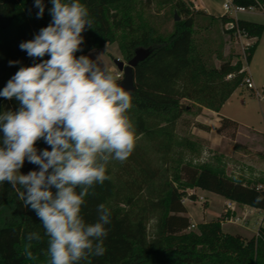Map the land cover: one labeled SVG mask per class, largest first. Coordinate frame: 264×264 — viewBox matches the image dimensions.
<instances>
[{"label": "trees", "instance_id": "1", "mask_svg": "<svg viewBox=\"0 0 264 264\" xmlns=\"http://www.w3.org/2000/svg\"><path fill=\"white\" fill-rule=\"evenodd\" d=\"M171 1L174 2L173 27L169 32H162L126 13L133 11L137 0H80L89 10L93 28L86 26L81 34L84 38L81 50L76 53L77 57L88 56L91 50L118 42L129 62L136 50H150V56L135 69L136 90L131 95L133 106L129 116L134 118L137 136L161 138L158 147L166 152L173 142L177 122L184 113L191 112V106H185L183 100L190 101L199 110L220 112L247 75L240 73L243 63L239 56L224 60L220 55L219 67L206 61L195 42L196 19L204 12L191 10L184 0ZM43 3L44 14L38 18L35 0H0V91L21 67L50 58L47 55L29 57L20 48L22 42L34 39L52 22V2L43 0ZM233 3L264 11V0H233ZM209 18L223 24L234 21L228 16L209 15ZM235 22L242 34L256 39L247 51L249 64L264 33V24L241 19ZM233 32L227 31L231 41ZM10 61L16 63L10 64ZM19 107L15 98L0 96V113L17 111ZM162 124L165 126L161 127ZM228 127L237 129L238 124L223 118L217 132L221 134ZM2 136L0 130V139ZM44 142L37 141L38 152ZM112 163L107 169L110 179L95 186L94 194L85 198L81 211L85 222L91 224L98 220L99 204L111 210V223L105 225L108 229L104 240L106 251L80 264H264V229L246 239L225 233L221 221L216 220L201 223L197 230L189 231L192 223L183 202L188 197L187 190L198 188L264 211V189H258V185L227 176L226 169L219 164H186L176 168L169 178L139 146H135L125 162L115 167ZM26 168L27 160L20 170ZM125 174L129 179H124ZM258 197L262 198L259 203ZM190 198L196 200L195 195ZM152 220H156V227L149 236L148 225ZM33 231L43 237L32 248L38 257L36 261L22 254L24 238ZM47 247L48 237L35 211L18 200L10 184L0 183V264H47Z\"/></svg>", "mask_w": 264, "mask_h": 264}, {"label": "clouds", "instance_id": "2", "mask_svg": "<svg viewBox=\"0 0 264 264\" xmlns=\"http://www.w3.org/2000/svg\"><path fill=\"white\" fill-rule=\"evenodd\" d=\"M51 2L52 22L20 44L29 57L50 58L21 67L0 91L20 104L17 111L0 113V183L10 184L18 200L35 211L48 237L47 264H80L104 255L105 225L111 223V210L103 203L97 222L86 223L81 215L85 198L110 179L111 161L127 160L137 133L129 116L132 96L118 83L119 76L101 56L95 61L76 56L82 32L93 28L87 6L80 0ZM35 7L42 17L43 0H35ZM41 139L51 150L38 153ZM25 160L39 165V171L22 174ZM42 239L37 231L27 233L26 259H38L32 248Z\"/></svg>", "mask_w": 264, "mask_h": 264}, {"label": "rangeland", "instance_id": "3", "mask_svg": "<svg viewBox=\"0 0 264 264\" xmlns=\"http://www.w3.org/2000/svg\"><path fill=\"white\" fill-rule=\"evenodd\" d=\"M184 1L190 5L191 10L204 12V15L198 16L196 19L195 42L206 61L213 62L217 67H219L222 63L220 55H222V59L224 60H228L230 56H244L245 45L241 42L235 43L234 41H231L225 30L224 24L220 20H211L209 18V14L201 8V4H199L197 0ZM222 1L223 0L214 1L217 4V7L213 10L214 14H219L221 12L220 5ZM173 4L174 2L171 0H137L133 11H126V13L132 14V16L135 18L143 19L145 22H147V24L154 26L162 32H169L172 30L174 22L172 19ZM119 12L123 13L121 10H119ZM217 17H221V15ZM236 17L241 20L264 24L263 10L239 13ZM99 56H101L100 59L104 63L114 70V72L119 76V80H121L123 78V73L117 69L115 60L120 59L125 64H127L128 61L122 54L120 44L118 42L107 43L103 48L94 49L88 53V57L94 61L97 60ZM235 62L236 60H234V63ZM243 66L247 68V64L245 62H243ZM261 75L264 83V72ZM256 88L261 89L259 86ZM248 94L249 90L246 86L245 88H243V86L239 87L236 95L228 104L227 110L230 109L234 115L241 114L242 116L246 117L251 128L264 133V109H261L258 106V104H260L259 100L253 95V99L256 100L257 103L254 102L252 104L253 106L251 105L243 107V100L245 98H250ZM182 103L185 106H191V112L184 113L182 118L177 122L173 130V142L167 152L166 150H161L158 147L161 138H157L155 140L142 135L137 136L136 146H139L145 151L147 157L151 160L155 167L161 168V170L170 178L173 176L174 172H176V168H181L186 164H219V166H222L226 169L225 163L227 159L228 163L231 165L230 168H233V170H228L232 177H239L241 174H243L248 176L251 182H255L253 180L257 178L264 180V171L259 169L264 168V166H262V164L264 165V150L258 153L256 151L257 145L264 147V137L261 136L262 139L256 140L252 143H245V141L242 139L237 141V135L235 134L237 131L245 135L247 132L244 130H239L238 128L236 129L233 127H228L220 134L224 140L223 153L221 152V148L212 149L208 141H204L196 135L198 130L204 126L205 121L209 119V116L202 113L203 109L199 110L198 108L194 107L190 101L183 100ZM260 105L263 106L264 104ZM6 107H9V104H6ZM130 119L132 120L135 127L134 118L130 117ZM154 123L158 124L156 121ZM164 126L165 124L161 125V127ZM249 133L250 135L254 134L253 132ZM241 147L244 148V150H239ZM250 147L253 148V151L249 150ZM231 149H234L235 153H233L231 157L226 158L224 155L226 150L230 151ZM241 151H246L249 153L253 152L254 155H256V157H254L255 165H252V161H250V166L243 162L244 158L239 155ZM119 163L120 162L113 160L112 165L115 167ZM259 165L261 167H259ZM241 166L247 168H242ZM20 171L22 174L25 172L23 170ZM124 179L127 180L129 177H127L125 174ZM191 192L194 193L193 189L187 190V194ZM201 194L204 195V197H207V201L209 202L210 206L207 202H205L204 197V201L199 199L202 196H195L196 200H185V203L188 205L189 211L194 218V222H191L198 226L204 221L211 222L220 220L222 225L224 223L223 215L226 212L227 207L226 205L223 209V215L217 217L222 209V197L214 193H211L210 195V192L207 191ZM208 207H210L209 211L207 212L206 218H204L203 208L207 209ZM256 222L257 220L251 217L249 221V228H256ZM155 227L156 220L150 221L148 225L149 236L154 234ZM195 230H197V228Z\"/></svg>", "mask_w": 264, "mask_h": 264}, {"label": "crops", "instance_id": "4", "mask_svg": "<svg viewBox=\"0 0 264 264\" xmlns=\"http://www.w3.org/2000/svg\"><path fill=\"white\" fill-rule=\"evenodd\" d=\"M199 4H201V8L204 9V11H206V13H208L209 15H214V16H220L223 11H222V4L224 2V0L222 1L221 5H220V9L221 12L219 14H214L213 10L217 7V4L214 2L215 0H197ZM238 18V17H237ZM264 72V33L261 37V39L259 40L258 43V47L252 57L251 62L247 65V75L252 79L255 87L259 86L260 88H264V83H263V79H262V73ZM243 88H245L244 85H242ZM249 90V89H248ZM238 89L232 94V96L230 97V99L223 105V107L221 108L220 112H215L206 108H203V112L204 114L209 116V119H207L205 121L204 126H202V128H200L198 130V133L196 134L197 137H199L200 139H203L204 141H208L209 145L212 149H222L221 152L223 153V149H224V140L223 137L217 132V130L221 127L222 125V119L223 118H227L229 120H232L234 122H236L238 124V129L239 130H244L247 132V134H242L241 132H236L235 134L237 135V141L239 139H242L245 141V143H252L256 140L262 139V137H264V133L259 132L253 128H251L249 121L246 119V117L242 116L241 114H237L234 115L231 110H227V106L230 103V101H232L233 97L236 95ZM248 96H250V98L248 99H244L243 100V107H247V106H251L254 102H256V100L253 99V93L251 90H249V94ZM260 104H264L262 102L259 101ZM258 104V106L261 109H264V105H260ZM257 105V104H256ZM253 106V105H252ZM196 129V128H195ZM249 132H253L254 134L250 135ZM262 136V137H261ZM264 140V138H263ZM237 143V142H235ZM257 153L260 151L264 150L263 146L257 145ZM239 150H244V148H240ZM250 151H253V148H249ZM235 153L234 149L226 150V153L224 154L226 158H229L232 156V154ZM240 156H242L244 158L243 162L247 163V165L250 166V161H252V165L254 164V157H256V155H254V153H249L246 151H241L239 153ZM226 174L227 176L231 177V178H243L245 180L246 184L249 185H260V184H264V180H260L259 178L254 179L253 181L255 182H251L250 178H248V176L241 174V176L239 177H232L228 170L233 168H230V163H228V160L226 159ZM262 166H264L262 164ZM242 168H247L244 166H241ZM259 167H261L259 165ZM262 171H264V168H259ZM256 177V176H255ZM259 177V176H258ZM195 196H202L204 197V195H202L201 193H205V191L195 188L193 189ZM211 195V193H210ZM205 198V202H207L209 204V202L207 201V197ZM223 199V204H222V209L220 214L217 216L219 217L220 215H223V209L225 208L226 205L232 203L234 204V208H235V213L233 214V216L235 218H238L236 224L235 223H230V222H224L222 224V228L224 229L225 233L231 234V235H240L243 238H248L251 239L254 236H257L259 233V229L262 228L264 229V211H261L259 209H255L249 206H245V205H240L238 203L229 201L227 199ZM185 207L187 208V216L190 218V221L194 222V218L192 216V214L189 211V207L186 203H184ZM210 206V204H209ZM208 207L207 209L203 208L204 211V218H206L207 216V212L209 211ZM231 214H228V217H230ZM253 217L257 220L256 222V228H249V221L250 218ZM209 221H204L203 223H206ZM192 223V222H191Z\"/></svg>", "mask_w": 264, "mask_h": 264}, {"label": "built area", "instance_id": "5", "mask_svg": "<svg viewBox=\"0 0 264 264\" xmlns=\"http://www.w3.org/2000/svg\"><path fill=\"white\" fill-rule=\"evenodd\" d=\"M256 10H257L256 8L247 9L245 7L236 6V5H234L233 0H224V2L222 4L223 13L221 14V17L222 16H228V17L234 19V21H229V22L224 24L225 30H226V32L230 31V30H234V32H233L234 40L233 41L235 43L241 42L245 45V47H244L245 53H244V56H241V61H242V63L245 62L246 64H247V51L256 42V39L248 38L244 34H242L240 32V30L237 28L235 21L238 20V18L236 17L237 14L255 12ZM242 72L247 73V68L243 66L240 73H242ZM231 77L232 76H228V78H231ZM243 85L246 86L247 89L251 90L253 95L260 102L264 103V88H261V89L256 88L252 79L248 75H246ZM258 189H264V185L263 184L258 185ZM192 195H195V193H193V192L189 193L188 197L185 198L183 202L185 203V200H191L190 196H192ZM199 199L201 201H204L203 197H200ZM235 212L236 211L234 208V204H232V203L228 204L226 207V212L223 215V222L236 223L238 218H235L233 216V214ZM228 214H231V216L228 217ZM196 228H197V225L192 223L190 228H189V231L195 230Z\"/></svg>", "mask_w": 264, "mask_h": 264}, {"label": "water", "instance_id": "6", "mask_svg": "<svg viewBox=\"0 0 264 264\" xmlns=\"http://www.w3.org/2000/svg\"><path fill=\"white\" fill-rule=\"evenodd\" d=\"M178 20H179V17L176 16V21ZM149 56H150V50L141 48V49L136 50L134 58L130 60L127 64H125L120 59L115 60L117 69L123 73V78L121 80H118V83H120L125 88L126 91H130L131 95L136 90L135 69L140 62L145 61ZM44 149L51 150V147L46 142H44V145L41 151H43ZM33 170L39 171V165L29 163L27 161V168L24 174L26 175L30 171H33Z\"/></svg>", "mask_w": 264, "mask_h": 264}]
</instances>
